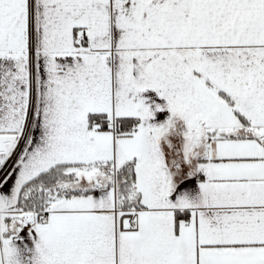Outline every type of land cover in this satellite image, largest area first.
Listing matches in <instances>:
<instances>
[{
    "label": "snow or ice",
    "instance_id": "snow-or-ice-1",
    "mask_svg": "<svg viewBox=\"0 0 264 264\" xmlns=\"http://www.w3.org/2000/svg\"><path fill=\"white\" fill-rule=\"evenodd\" d=\"M0 264H264V0H0Z\"/></svg>",
    "mask_w": 264,
    "mask_h": 264
}]
</instances>
